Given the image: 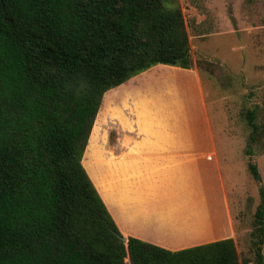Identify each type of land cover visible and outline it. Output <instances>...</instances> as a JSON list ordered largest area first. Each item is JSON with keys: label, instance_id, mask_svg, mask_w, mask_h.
<instances>
[{"label": "trees", "instance_id": "trees-1", "mask_svg": "<svg viewBox=\"0 0 264 264\" xmlns=\"http://www.w3.org/2000/svg\"><path fill=\"white\" fill-rule=\"evenodd\" d=\"M157 64L193 67L176 0H0V264H240L232 238L122 241L83 166L103 94ZM246 120L251 154L264 129L255 109ZM259 196L253 264H264Z\"/></svg>", "mask_w": 264, "mask_h": 264}, {"label": "crops", "instance_id": "crops-1", "mask_svg": "<svg viewBox=\"0 0 264 264\" xmlns=\"http://www.w3.org/2000/svg\"><path fill=\"white\" fill-rule=\"evenodd\" d=\"M97 120L102 128L91 161L100 182L86 171L123 237L169 250L232 238L239 256L196 68L150 67L107 90L93 126ZM93 126L86 149L91 139L98 143Z\"/></svg>", "mask_w": 264, "mask_h": 264}, {"label": "rangeland", "instance_id": "rangeland-1", "mask_svg": "<svg viewBox=\"0 0 264 264\" xmlns=\"http://www.w3.org/2000/svg\"><path fill=\"white\" fill-rule=\"evenodd\" d=\"M181 8L191 58L206 90L209 116L218 145L221 170L238 234L240 264H253L254 212L264 189V137L247 143L251 128L246 112L256 110L264 129V0H176ZM200 35V37H198ZM100 120L93 126L97 142L85 147L83 166L99 183V168L91 161L99 146ZM87 146V145H86ZM248 161L257 165L255 181ZM264 260V243L262 246ZM241 261H243L241 263Z\"/></svg>", "mask_w": 264, "mask_h": 264}, {"label": "water", "instance_id": "water-1", "mask_svg": "<svg viewBox=\"0 0 264 264\" xmlns=\"http://www.w3.org/2000/svg\"><path fill=\"white\" fill-rule=\"evenodd\" d=\"M121 240L124 241V242L126 241L125 237H121Z\"/></svg>", "mask_w": 264, "mask_h": 264}]
</instances>
